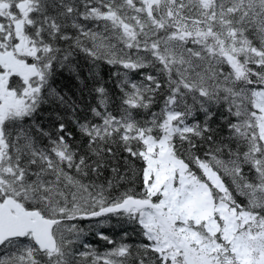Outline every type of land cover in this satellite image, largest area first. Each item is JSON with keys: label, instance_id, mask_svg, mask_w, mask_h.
<instances>
[{"label": "snow or ice", "instance_id": "snow-or-ice-1", "mask_svg": "<svg viewBox=\"0 0 264 264\" xmlns=\"http://www.w3.org/2000/svg\"><path fill=\"white\" fill-rule=\"evenodd\" d=\"M0 264H264V0H0Z\"/></svg>", "mask_w": 264, "mask_h": 264}]
</instances>
